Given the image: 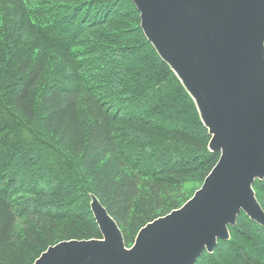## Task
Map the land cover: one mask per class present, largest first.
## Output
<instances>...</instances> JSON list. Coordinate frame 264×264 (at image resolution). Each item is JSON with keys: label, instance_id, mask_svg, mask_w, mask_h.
Returning a JSON list of instances; mask_svg holds the SVG:
<instances>
[{"label": "trees", "instance_id": "1", "mask_svg": "<svg viewBox=\"0 0 264 264\" xmlns=\"http://www.w3.org/2000/svg\"><path fill=\"white\" fill-rule=\"evenodd\" d=\"M140 16L133 0H0V264L102 239L92 197L132 247L217 165ZM229 230L196 264H264L263 226L242 213Z\"/></svg>", "mask_w": 264, "mask_h": 264}, {"label": "water", "instance_id": "2", "mask_svg": "<svg viewBox=\"0 0 264 264\" xmlns=\"http://www.w3.org/2000/svg\"><path fill=\"white\" fill-rule=\"evenodd\" d=\"M141 27L194 100L220 159L180 209L127 247L92 197L103 238L65 241L35 264H196L230 239L244 213L264 227L254 185L264 181V0H133Z\"/></svg>", "mask_w": 264, "mask_h": 264}]
</instances>
